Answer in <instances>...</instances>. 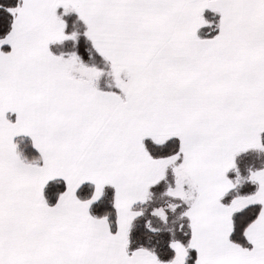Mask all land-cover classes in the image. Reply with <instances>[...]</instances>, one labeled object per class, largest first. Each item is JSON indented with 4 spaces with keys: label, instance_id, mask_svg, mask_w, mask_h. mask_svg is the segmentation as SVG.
<instances>
[{
    "label": "snow or ice",
    "instance_id": "1",
    "mask_svg": "<svg viewBox=\"0 0 264 264\" xmlns=\"http://www.w3.org/2000/svg\"><path fill=\"white\" fill-rule=\"evenodd\" d=\"M0 11V264H264V0Z\"/></svg>",
    "mask_w": 264,
    "mask_h": 264
},
{
    "label": "trees",
    "instance_id": "2",
    "mask_svg": "<svg viewBox=\"0 0 264 264\" xmlns=\"http://www.w3.org/2000/svg\"><path fill=\"white\" fill-rule=\"evenodd\" d=\"M5 2H14V0H0V3H5ZM8 19L9 18L7 17V14L0 11V21H2L4 23L5 28H6V24H7Z\"/></svg>",
    "mask_w": 264,
    "mask_h": 264
}]
</instances>
